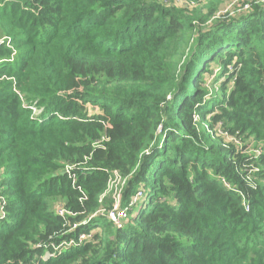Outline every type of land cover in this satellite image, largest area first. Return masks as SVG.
<instances>
[{
    "label": "trees",
    "instance_id": "16d2710c",
    "mask_svg": "<svg viewBox=\"0 0 264 264\" xmlns=\"http://www.w3.org/2000/svg\"><path fill=\"white\" fill-rule=\"evenodd\" d=\"M227 1L0 0V264H264V150L218 133L264 147V3Z\"/></svg>",
    "mask_w": 264,
    "mask_h": 264
},
{
    "label": "built area",
    "instance_id": "2783aa9c",
    "mask_svg": "<svg viewBox=\"0 0 264 264\" xmlns=\"http://www.w3.org/2000/svg\"><path fill=\"white\" fill-rule=\"evenodd\" d=\"M190 0H163V3L167 6H176V7H183L185 8L188 4H189ZM192 2V1H191ZM257 2H263L264 0H236L235 2V6L234 8L238 11V12H242V11H247L251 9L252 4L257 3ZM193 6L195 5L194 2ZM231 8H228L227 10L223 11L222 14L227 13ZM4 40L0 39V44L3 43ZM9 43V42H8ZM34 114L39 115L41 113V110L36 109L35 107H31ZM198 118L195 117V121H197ZM218 133L221 135H225L226 136V140L227 142L229 141H233L235 142V144L237 145V147L240 149V151L242 153H245L249 156H251L249 159L251 160H255L257 159L263 152L264 147L263 144L259 143V145L257 146V143L252 140L250 146L245 147V144L237 137H231L227 132L222 130V123L219 124L218 127ZM246 174L244 176V179L246 180V182L248 183V185L252 188L257 187V180H256V173L258 172V168H256V166L252 163L249 165H246ZM114 179L111 181V184L106 192V194H111L113 193V184L115 183L117 186L121 185V180L117 174V172L114 173ZM222 183L224 184L225 187L232 189L231 185L225 180L222 179L221 180ZM118 192L117 188H116V193ZM120 192V196L117 199L116 196L115 197V205L113 210L111 211H107V215L108 218L117 226H121L122 223V219H125L128 217V213L132 208H136L139 203L144 199V194L143 191L139 190L137 192V194L133 197L132 201L130 202L128 207H125L123 209H120L121 207L120 205V201H121V194H122V185L121 188L119 190ZM105 195V196H107ZM113 197V196H112ZM114 199V198H113ZM244 205L246 206L247 211L250 209L248 205H246L244 203ZM58 212L59 214L63 215L66 211L60 207H58ZM105 212V211H103ZM99 213L101 214V212L99 211ZM92 235H87L85 233L81 234V236L79 237V242L84 241L86 238H91ZM79 245V243H75L74 241H70L68 244H66V247H72V246H77Z\"/></svg>",
    "mask_w": 264,
    "mask_h": 264
},
{
    "label": "rangeland",
    "instance_id": "374dc122",
    "mask_svg": "<svg viewBox=\"0 0 264 264\" xmlns=\"http://www.w3.org/2000/svg\"><path fill=\"white\" fill-rule=\"evenodd\" d=\"M235 2H236V0H229V1H227V4H226V9L225 10H227L228 8H231L228 12H231V13H233V14H237L238 13V11L234 8V6H235ZM224 10V11H225ZM1 34H2V31L0 30V37H1ZM217 71V70H216ZM216 73V72H215ZM113 193H111V195L113 196V198L115 199V197L114 196H116L117 197V199L119 198V196H120V192H119V190H120V188H121V185H116L115 183L113 184ZM116 188H117V190H118V192L116 193ZM145 199H143L142 201H141V203L144 201ZM100 222H103V219H100L99 220Z\"/></svg>",
    "mask_w": 264,
    "mask_h": 264
}]
</instances>
